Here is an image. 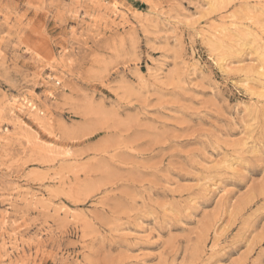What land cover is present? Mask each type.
<instances>
[{
	"label": "rangeland",
	"instance_id": "obj_1",
	"mask_svg": "<svg viewBox=\"0 0 264 264\" xmlns=\"http://www.w3.org/2000/svg\"><path fill=\"white\" fill-rule=\"evenodd\" d=\"M261 150L264 0H0V264H264Z\"/></svg>",
	"mask_w": 264,
	"mask_h": 264
},
{
	"label": "snow or ice",
	"instance_id": "obj_2",
	"mask_svg": "<svg viewBox=\"0 0 264 264\" xmlns=\"http://www.w3.org/2000/svg\"><path fill=\"white\" fill-rule=\"evenodd\" d=\"M34 6H35L37 12H41V11H49V10H51V9L49 8V5H48V4H45L44 7H43V9H41V6H40L39 4L33 5L32 3H29V4L27 5V8H28V9H32ZM51 7H52V8H55V4L53 3V4L51 5ZM38 20H39V16L34 17L33 20H32V21L30 22V24H29V28H30V29H31V28H38V27H39V25L37 24V21H38ZM72 31H73V33L75 34V32H76L77 30H76L75 28H73ZM70 62H71V61H70ZM253 163H258L259 166H260V168H261V170H264V150H261V152H260V154H259L258 161H254ZM29 264H30V262H29ZM37 264H39V262H37ZM57 264H58V262H57Z\"/></svg>",
	"mask_w": 264,
	"mask_h": 264
}]
</instances>
